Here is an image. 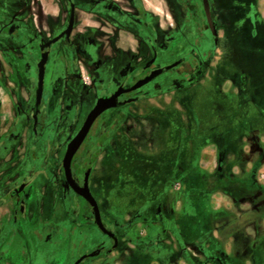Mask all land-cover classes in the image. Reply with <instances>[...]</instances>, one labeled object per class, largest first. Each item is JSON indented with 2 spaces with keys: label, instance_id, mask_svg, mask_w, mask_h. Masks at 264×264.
Listing matches in <instances>:
<instances>
[{
  "label": "rangeland",
  "instance_id": "rangeland-1",
  "mask_svg": "<svg viewBox=\"0 0 264 264\" xmlns=\"http://www.w3.org/2000/svg\"><path fill=\"white\" fill-rule=\"evenodd\" d=\"M54 1L62 19L63 1ZM45 4L43 13L31 11H37L40 20L57 17V5L49 1ZM151 5L161 13V25L156 29L164 32L168 21L159 7L165 11V4L163 0H151ZM215 5L220 43L205 58L204 68L187 72L183 89L152 92L147 96L151 105L142 100L133 105L135 109L128 107L141 120L133 121L129 116L124 122V118L116 121L107 117V131L91 140L86 154L83 151L82 157L87 158L101 143L115 145L116 129L124 123L129 128L142 127L151 118L147 142L151 148L145 154L131 153L130 144L119 140V160L108 150L105 168L97 164L89 179L102 221L117 237L115 248L103 232L90 225L85 226L89 233L84 245L83 238L76 237L67 246L58 235L68 220L59 223L54 218L38 226L30 247L31 254L35 249L39 253L41 264H49L51 259L53 264H64L76 255L78 242L87 251L100 241L106 247L103 254L91 259V264H189V259L182 263L169 257L168 253L179 246L187 248L185 256L197 257L200 264H264V0H215ZM23 6L24 2L12 9L18 12V18L29 15ZM44 27L47 31L46 24ZM56 46L49 71L61 63L62 56L67 63L73 56L72 49L69 53L65 49L63 55L60 45ZM17 53L0 52V98L6 106L10 98L14 100L9 94V88H13L11 75L21 80L17 68L22 71L26 63L34 65L37 59L36 52L23 57ZM29 72L34 76L33 70ZM57 73L62 72H54L47 83L49 91L43 94L44 99L47 96L44 111L48 115L43 120L41 155L54 172H59L64 146L81 123L77 108L75 115L73 110L65 118L62 115L66 112L64 101L51 91ZM27 76L30 82L31 76ZM81 76L88 73L84 70ZM27 160L29 166V155ZM197 164L208 170L203 179L196 172ZM176 167L182 172L174 170ZM203 190L212 194L213 209L208 206L207 195H193ZM54 193L60 198L59 190L54 189ZM72 196L70 201L65 199L67 214L70 220L82 224L81 214L88 212L86 204ZM60 207H56L58 216L62 215ZM141 230L146 234L140 236ZM129 238L145 244L149 239V249L136 245L133 250H125L123 242ZM56 249L62 252L54 255ZM30 253L23 255L30 259Z\"/></svg>",
  "mask_w": 264,
  "mask_h": 264
},
{
  "label": "flooded vegetation",
  "instance_id": "flooded-vegetation-1",
  "mask_svg": "<svg viewBox=\"0 0 264 264\" xmlns=\"http://www.w3.org/2000/svg\"><path fill=\"white\" fill-rule=\"evenodd\" d=\"M48 1L55 3L58 8L54 0ZM57 1H63V18H60L58 8L57 17H47L46 20H42L44 23L42 31L33 17L26 14L18 18V12L12 10L24 2L25 11H29L34 1L0 0V52L6 51L10 54L18 52V57H23L28 52L37 53L34 65L26 63L27 68H21L22 71L17 68V75L21 80L11 75L13 88H9V94H12L14 100L11 101L10 98V103L6 106L0 98V205L9 203L12 222L15 225L26 217L27 201L32 192L39 189L43 182H46L44 190H47L45 208L52 206L56 209L57 204L61 205L63 202L65 205L66 198L70 201L73 198L72 195H76L85 202L88 212L81 214L82 224L75 223L73 238L82 237L84 245L89 233L85 226L91 225L95 228L97 226L89 203L75 193L64 178L61 162L67 143L81 128L98 98L108 97L120 88L126 90L152 71L163 68L160 74L140 88L118 95L119 105L102 112L91 125L71 160L72 176L80 185L83 183L87 166L90 165L89 188V179L97 164L102 169L105 168L104 155L101 153L107 151L106 147L109 144L104 146L101 143L94 151L87 154V158L82 156L89 150L91 140L107 131L106 118L117 121L118 118L135 117L137 116L135 110L129 111L128 107L135 109L133 105L152 92L171 91L172 88L183 89L187 72H192L193 68H204L205 58L210 57L219 46V28L215 0H206L210 23L207 20L204 0H163L166 9L165 12L163 11L164 17L168 21V26H164V32L156 29V26L161 25V18L156 15L154 8H151V0ZM71 10L72 28L67 37L65 30ZM82 14L85 15L84 20L81 17ZM45 24L47 31H45ZM123 31L130 40H136L137 47L131 44L127 47L120 46L118 39ZM59 35L61 36L58 40L44 47V50H48V56L45 63L41 102L35 111L37 63L43 50L41 44ZM33 41L37 42L33 44ZM56 45H60L63 49V55L65 49L68 53L72 49L73 56L68 63L62 56L59 60L61 63L53 66V70L49 71L50 60ZM64 64H66L65 68L59 67ZM168 66L170 69L165 70L164 68ZM31 70L34 71V76L30 74ZM84 70L88 73L87 82L82 80L81 73ZM60 71L62 73H57L59 77L57 76L51 91L59 100L64 101L63 108L66 110L62 114L64 118L68 116L66 113L72 110L75 115V108H77L79 109L78 120H81L78 128L72 131L73 134L66 142L59 160L58 170L62 173L61 177L59 172L48 169V160L45 156V158L41 156L45 129L43 120L45 115H48L44 111L47 96L44 99L43 94L44 91L48 93L49 84L47 83L54 72ZM28 74L31 76L30 82L27 80ZM3 89L8 94L5 88ZM7 112L8 116L5 115ZM116 130L118 133L121 127ZM117 133L115 142H117ZM54 189L60 191V198L55 193L50 195L49 192ZM106 236L110 246L113 245V239ZM79 243L75 246L76 255L67 264H91V259L103 254V248L106 247L102 244L103 241H100L94 248L86 251ZM90 253L94 255L90 256Z\"/></svg>",
  "mask_w": 264,
  "mask_h": 264
},
{
  "label": "crops",
  "instance_id": "crops-1",
  "mask_svg": "<svg viewBox=\"0 0 264 264\" xmlns=\"http://www.w3.org/2000/svg\"><path fill=\"white\" fill-rule=\"evenodd\" d=\"M34 1V5L32 4L31 9L29 10V16L33 17L35 21H37V24L39 26L40 30H44L42 20H40V15L37 13V11H31V10H40V13H43V9L45 8V3L48 0H32ZM154 8L156 15L159 17L158 8L157 6L152 5L151 8ZM160 9L164 11V7L160 6ZM161 10V11H162ZM165 12V11H164ZM78 13V12H77ZM159 13V14H158ZM82 19L84 20L85 15L82 14ZM81 19V20H82ZM126 32L123 31L121 32L120 35V46L127 47L131 44L133 47H137L136 40H130L128 36H126ZM88 78V76H87ZM144 101L143 103H146L147 105H151V97H146L143 98L139 101ZM133 121H138V119L141 120L140 116L137 115L135 117L131 118ZM127 118L124 119V122H127ZM151 136V118H148V122L146 125L138 128H129L127 125L124 123L121 126V130L117 133V142H115V145L110 144L106 147L105 153L102 152L101 154L104 155L105 159V154L108 152V150H111L115 155H117V160H119V153H118V147H119V140L123 142V140H126L127 143L130 144L131 147V153L137 154V156H140V154H145V151H148L149 147L147 145V142ZM124 151V150H123ZM122 151V152H123ZM128 151V149H127ZM203 149L200 151V154H202ZM100 154V156H101ZM114 156V155H112ZM100 158V157H99ZM98 158V159H99ZM174 170L177 172H182L181 167H176ZM180 170V171H179ZM208 170L201 164H197V169L196 172L197 174L201 175L199 178L203 179V176ZM187 174V173H185ZM196 174V175H197ZM191 177V176H190ZM198 177L196 176L195 179ZM194 179V178H193ZM43 185L39 187V189H35L34 192H32V195L27 201V215L24 219H21L16 223L15 225L12 222V211L10 210L9 203H4L0 205V264H41V260L39 259V253H36V249L34 250L33 254L30 253V247L34 244V234L37 232L38 226L43 224V223H51V220L55 218L56 221L60 222H66L68 220L67 227H65V230L63 229L60 234L58 235L59 240L63 244H66L67 246L71 244V240H74V227H75V222L69 219L70 215L67 214L68 212L66 211L65 205L63 202H61V214L58 216V211L56 212L55 208H45L46 206V196L45 194L47 193L44 190V186L46 185V182L42 183ZM196 184H203L202 182H197ZM50 195L52 196L54 191L51 190ZM41 194V196L39 195ZM205 192L204 190L199 192L195 191L193 195L196 196H202L204 195ZM208 198V206L210 209H213L212 205V199L213 196L210 193H206ZM55 200V199H54ZM37 202V204H36ZM58 203V202H57ZM37 205V206H36ZM60 205V204H57ZM38 207V208H37ZM65 215V216H64ZM157 215V214H156ZM15 226V227H14ZM90 227H92L90 225ZM155 232V230H153ZM165 230H163L161 233H164ZM146 234L145 230L140 231V236H143ZM73 238V239H72ZM149 239H151V232L149 233L148 236ZM148 239V243L150 242ZM124 243V248L125 250L130 248L133 250L136 245L138 247L144 246L146 249H149L148 243L145 244V242L141 241L140 239H125ZM143 244V245H141ZM143 249V248H141ZM140 249V250H141ZM178 250H173L168 253L169 257L172 259H177L181 261L182 263L185 261V259H189V264H200L202 263L201 260H198V258H193V256H185L187 248L183 247H177ZM60 250V249H59ZM56 249V252L54 255L60 254L61 251ZM24 253H30L29 256L31 255L30 259L26 258L23 254ZM53 257V256H52ZM132 257V255H131ZM68 256L66 257L67 260ZM39 259V260H38ZM184 259V260H183ZM71 260V258H70ZM69 260V261H70ZM39 261V263H38ZM69 261H67L64 264H67ZM49 264H53L54 260H50ZM104 262V261H103ZM186 262V261H185ZM101 264H104L101 262Z\"/></svg>",
  "mask_w": 264,
  "mask_h": 264
},
{
  "label": "water",
  "instance_id": "water-1",
  "mask_svg": "<svg viewBox=\"0 0 264 264\" xmlns=\"http://www.w3.org/2000/svg\"><path fill=\"white\" fill-rule=\"evenodd\" d=\"M204 6H205V12H206L207 20L210 23L211 18H210L209 8H208V4H207L206 0H204ZM71 28H72V10L70 11L68 26L65 30L67 37L71 31ZM212 30H214V29H212ZM61 35L56 36L55 38H53L49 42H46V43L42 42V44H41V48L43 50H42V56L40 57V60L37 63L38 72H37V82H36V90H35V108H36L35 111H37L39 104L41 102L42 90H43V81H44L45 63L47 61V56H48V50H44V47H46L50 43L58 40ZM169 67L170 66H168L167 68H164V69L168 70V69H170ZM162 71H163V68L158 69V70H154L149 75L145 76L142 79H139L130 88H128L126 90L120 88L115 93H113L112 95H110L108 97L98 98L94 107L87 114L81 128L73 136V138L67 143V146H66L63 158H62L61 165H62L63 172H64V178H65L67 184L75 193L80 195L87 203H89V205L92 208V213H93L95 225L97 226V228L100 231H102L103 233H105L106 235H108L109 237H111L113 239L112 248H114L117 245V237L114 234V232L107 229L105 227V225L103 224L97 201L95 200L91 191L88 188V175H89L90 165L87 166V171L85 172L83 183H82V185H80L72 176L71 160L73 158V155L76 153L79 146L83 142L84 138L86 137V135H87L91 125L95 121V119L105 110H107L111 107H116L119 105V103L117 102L118 95H120L121 93L126 92V91H132V90H135L137 88H140L144 84H146L149 81H151L152 79H154ZM128 101H130V100H128ZM89 255L93 256L94 253H90Z\"/></svg>",
  "mask_w": 264,
  "mask_h": 264
},
{
  "label": "built area",
  "instance_id": "built-area-1",
  "mask_svg": "<svg viewBox=\"0 0 264 264\" xmlns=\"http://www.w3.org/2000/svg\"><path fill=\"white\" fill-rule=\"evenodd\" d=\"M82 79H83V81H85V82L88 81V78H87V77L82 76Z\"/></svg>",
  "mask_w": 264,
  "mask_h": 264
}]
</instances>
